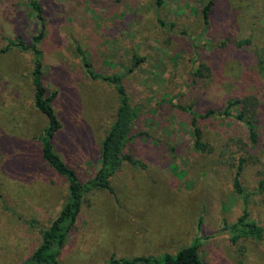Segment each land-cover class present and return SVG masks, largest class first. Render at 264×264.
<instances>
[{
	"label": "rangeland",
	"instance_id": "obj_1",
	"mask_svg": "<svg viewBox=\"0 0 264 264\" xmlns=\"http://www.w3.org/2000/svg\"><path fill=\"white\" fill-rule=\"evenodd\" d=\"M47 23L40 47L43 82L54 93L61 128L58 154L80 179L99 166V145L117 106L114 87L86 75L77 45L99 74L122 75L138 117L111 190L88 192L60 252V264H105L120 257L175 253L199 237L205 264H264V237L232 240L228 229L247 208L264 227V190L248 201L232 188L264 179V0H38ZM29 0H0V264H20L38 246L67 196V181L42 158L36 136L46 125L33 107L28 53L4 49L11 22L27 18ZM27 20H25V23ZM25 35L33 33L26 23ZM241 42V43H239ZM136 61L137 63H135ZM262 61V63H261ZM203 76L192 72L200 65ZM254 95L261 146L232 115L200 119L179 106L223 108Z\"/></svg>",
	"mask_w": 264,
	"mask_h": 264
},
{
	"label": "trees",
	"instance_id": "obj_2",
	"mask_svg": "<svg viewBox=\"0 0 264 264\" xmlns=\"http://www.w3.org/2000/svg\"><path fill=\"white\" fill-rule=\"evenodd\" d=\"M154 1L157 5L163 2V0ZM211 5L212 0H207L203 6L202 15L205 21L208 18ZM28 7L27 16L31 20L27 18L25 20H27L26 23L32 25L33 33H29L30 36L25 35L24 30L28 28V25L25 23L24 18L18 20V22H11L12 26L9 24L8 28L14 33L12 36H2L8 41L4 49L11 47L24 51L30 56L33 107L46 118V125L36 136V140L39 142L43 160L66 179L67 196L50 224L41 228V239L38 246L20 264H60V252L77 220L84 196L93 190H111V180L117 173L121 162L123 160H131V156L125 153V149L135 135L133 126L138 117V109L130 102L122 75L95 72L92 63L84 55L81 47L77 45V51L81 57L86 75L111 84L117 96V106L113 119L99 145V166L89 178L80 179L76 170L58 154L54 146V138L61 128V122L53 106L55 92H48L43 82V52L40 45L45 38L47 23L44 9L38 0H29ZM134 62L137 63L136 61ZM202 66L203 64L193 70L192 75L194 77L203 76L201 72ZM261 67L264 75V64L263 66L261 64ZM261 106L263 104L259 98L254 95H245L227 99L223 108L208 107L203 112L197 111L192 105L179 107L187 111L191 116L194 148L204 152L211 149V147L209 143L202 140V130L198 125V121L211 116L226 117L232 115L246 125L247 144L252 145L253 149L261 146L260 136L256 128L259 117L258 108ZM246 160L244 157H240L237 160L232 178V188L236 194L241 196L245 204L256 191L261 192L264 190L263 178L259 179L255 189H249L243 184L242 172ZM228 229L232 233L233 241L245 237L262 240L264 237V227L249 218V213L245 206L237 220ZM200 245V238L195 237L188 245L180 247L175 253L165 252L159 256L148 255L130 258H117L112 255L105 264H205L199 254Z\"/></svg>",
	"mask_w": 264,
	"mask_h": 264
}]
</instances>
